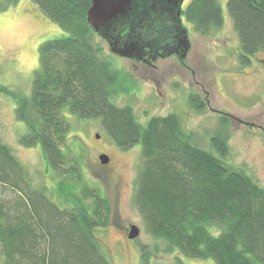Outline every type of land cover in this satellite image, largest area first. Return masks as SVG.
Listing matches in <instances>:
<instances>
[{
  "label": "trees",
  "instance_id": "16d2710c",
  "mask_svg": "<svg viewBox=\"0 0 264 264\" xmlns=\"http://www.w3.org/2000/svg\"><path fill=\"white\" fill-rule=\"evenodd\" d=\"M19 1L5 0L4 7ZM30 2L66 36L39 45L27 97L1 85L0 93L12 96L15 119L24 124L18 144L39 145L44 171L57 179L55 185H34L30 170L0 140L1 264H113L98 235L109 224L111 205L84 182L81 159L72 160V115L99 119L121 151L140 145L133 204L155 253L177 251L214 264H264V188L226 162L227 136L212 138L215 154L194 142L176 114L139 123L130 106L110 101L117 76L96 41L98 36L114 48L125 40L182 61L189 43L182 20L207 36L222 26L219 0H190L181 9V26L162 5L119 20L106 33L86 19L91 0ZM226 8L242 57L264 53V0H227ZM189 104L197 112L207 105L196 93Z\"/></svg>",
  "mask_w": 264,
  "mask_h": 264
},
{
  "label": "rangeland",
  "instance_id": "374dc122",
  "mask_svg": "<svg viewBox=\"0 0 264 264\" xmlns=\"http://www.w3.org/2000/svg\"><path fill=\"white\" fill-rule=\"evenodd\" d=\"M226 2L219 0L222 26L207 36L182 20L190 43L182 61L160 53L146 63L111 52L98 36L96 41L117 76L112 103L130 106L142 125L152 116L176 114L194 142L207 151L215 153L213 137L220 141L227 136L226 162L244 169L264 188V53L242 57ZM4 4L0 0V85L27 97L33 71L38 68L39 45L66 33L30 0L10 7ZM193 93L206 102L204 111L197 112L189 104ZM14 107L12 96L0 93V140L30 170L34 185H55L57 178L44 171L40 146L18 144L24 124L15 119ZM68 122L72 160L81 159L83 181L99 189L111 205L109 224L98 235L113 264H214L212 259L187 258L177 251H153L154 239L146 233L133 204L139 144L127 151L117 149L99 119L81 120L72 115ZM100 154L108 156L107 164L99 162ZM131 225L139 229L132 240L127 238ZM144 252L149 253L147 261L142 259Z\"/></svg>",
  "mask_w": 264,
  "mask_h": 264
},
{
  "label": "water",
  "instance_id": "95a60500",
  "mask_svg": "<svg viewBox=\"0 0 264 264\" xmlns=\"http://www.w3.org/2000/svg\"><path fill=\"white\" fill-rule=\"evenodd\" d=\"M142 0H91V5L86 12V19L91 24L96 32L106 33L109 27L119 20L126 19L129 16L137 17V13L144 14L142 11L146 8L140 9L137 2ZM147 0H145L146 2ZM183 0H148V2H157L169 7L174 11L175 17L181 26L180 12ZM134 12V15L131 13ZM186 33V32H185ZM187 37V33L185 34ZM190 44L188 43L184 49L183 57L185 56ZM141 49L136 43H126L119 49L111 48L114 52L123 57H135L140 59L135 50ZM98 137V136H97ZM99 162L103 165L107 164L109 158L105 154L98 156ZM139 235V229L135 225H131L127 238L132 240Z\"/></svg>",
  "mask_w": 264,
  "mask_h": 264
},
{
  "label": "flooded vegetation",
  "instance_id": "af4514ba",
  "mask_svg": "<svg viewBox=\"0 0 264 264\" xmlns=\"http://www.w3.org/2000/svg\"><path fill=\"white\" fill-rule=\"evenodd\" d=\"M186 0H183L182 1V4H181V9H182V6L184 4ZM163 4L161 3H157V2H148V0L145 2V0H142L140 2H137V6L138 8L140 9H143V8H156L157 7H162ZM124 44H126V41H122L120 43L119 46L115 45V47L113 49H119L121 47L124 46ZM141 49H138V50H135L137 52V55L141 58L142 61L146 62V63H149V61L154 57L155 55H158L160 54L161 52H157L156 50L153 51L151 48L149 47H140ZM109 49H111V47H109ZM153 56V57H152Z\"/></svg>",
  "mask_w": 264,
  "mask_h": 264
}]
</instances>
